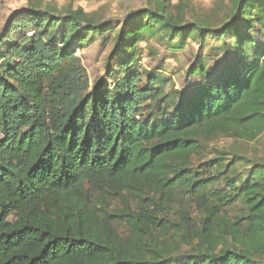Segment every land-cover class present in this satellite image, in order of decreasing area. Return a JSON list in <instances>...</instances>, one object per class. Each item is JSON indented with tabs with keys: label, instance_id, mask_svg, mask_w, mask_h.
Instances as JSON below:
<instances>
[{
	"label": "trees",
	"instance_id": "trees-1",
	"mask_svg": "<svg viewBox=\"0 0 264 264\" xmlns=\"http://www.w3.org/2000/svg\"><path fill=\"white\" fill-rule=\"evenodd\" d=\"M170 4L138 9L119 28L36 3L6 22L0 264H264V164L217 154L194 165L216 136L254 142L264 133V0H232L215 28L180 25ZM157 36L168 51L191 40L200 50L207 37L223 47L188 66L182 91L165 93L167 79L144 83L134 66L138 45ZM94 38L113 45L90 89L76 51ZM243 161L251 167L242 177ZM177 199L198 218L160 217ZM235 204L242 212L231 216Z\"/></svg>",
	"mask_w": 264,
	"mask_h": 264
},
{
	"label": "rangeland",
	"instance_id": "rangeland-1",
	"mask_svg": "<svg viewBox=\"0 0 264 264\" xmlns=\"http://www.w3.org/2000/svg\"><path fill=\"white\" fill-rule=\"evenodd\" d=\"M158 2L160 0H90L78 2H71V0H0V34L12 14L32 3H36L43 9L55 8L59 12H63V9L68 7H71L72 10L81 9L95 21L109 23L119 28L126 16L133 14L138 9L154 8ZM170 3L171 8L173 7V15L180 19V25L204 21L213 28L225 23L232 8V0H170ZM177 7L179 8L176 9ZM156 40L162 41L157 42ZM176 41L179 42V40ZM165 43V39L157 36L156 39H152L148 43L139 44L138 58L134 66L143 74L142 81L144 83L150 75L167 79L163 89L165 93L172 94L182 91L192 82L184 79V74L195 59L200 60L208 55H215L213 56L215 59L223 47L221 39H211V37L206 38L205 46L200 50L197 42L192 40L186 43L183 50L175 51H168L162 45ZM112 45L113 42L104 46L100 38H94L92 44L76 51V55L86 69L90 89L105 78L107 74L105 59ZM119 59L112 62L111 69H115ZM212 64L214 67L217 62H210V65ZM204 145V154L194 161L195 166L213 159L217 154H225L222 157L225 163H229L234 156H238L249 160L250 163L264 164V133L254 142H242L234 138L216 136L204 142ZM238 160L241 161L242 159L238 158L236 161ZM235 166L237 174L242 177L251 167L245 161L236 163ZM110 208L120 210L122 208L121 202L112 201ZM181 211L188 212L192 219L198 218L191 204L181 199H177L169 209L163 210L160 217L174 222L178 220ZM228 212L229 215L236 216L242 212L241 206L235 204L228 209ZM178 242L177 246H181V243ZM186 250L188 248H182V251Z\"/></svg>",
	"mask_w": 264,
	"mask_h": 264
}]
</instances>
